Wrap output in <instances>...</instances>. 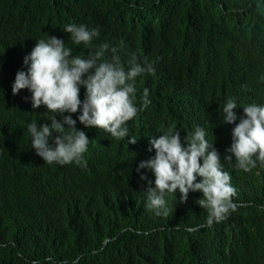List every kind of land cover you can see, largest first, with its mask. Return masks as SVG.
<instances>
[{
    "label": "trees",
    "instance_id": "16d2710c",
    "mask_svg": "<svg viewBox=\"0 0 264 264\" xmlns=\"http://www.w3.org/2000/svg\"><path fill=\"white\" fill-rule=\"evenodd\" d=\"M71 23L97 29L99 37L90 47L75 45L70 34L63 32ZM49 35L62 39L73 56L83 58L106 43L105 59L116 56L120 61L127 56V63L120 61L126 71L133 60L153 64L155 75L144 73L136 80V91L148 88L153 103L127 123L129 132L146 138L173 125L183 132L202 125L224 141L225 132L218 128L224 99L264 102V0H0V264H198L194 257L201 264H239L240 240L251 225L264 219L257 208L264 203L259 199L264 197V176H257L264 167L257 163L251 172H243L235 166L234 157L231 163L224 160L226 145H218L219 154L237 188L233 198L238 210L226 233L212 229L191 234L183 229L168 236L153 233L163 220L142 210L102 207L28 186L29 174L41 159L31 146L28 124L51 126V114L47 116L45 106L33 109L29 90L13 95L12 85L17 72L27 70L24 49L33 50L38 40H47ZM216 79L225 90L211 96ZM85 92L82 87L81 101ZM79 114L71 115L77 119ZM244 115L237 113L238 122ZM77 129L88 135L92 132L78 119ZM93 129L101 133L97 139L109 147L115 164L134 168L139 147H127V137L115 140ZM49 143L55 147L54 139ZM143 173L148 179L154 174ZM146 186L148 181L140 176L132 184L139 197ZM9 199L15 202L12 215L5 212ZM249 202L255 206L245 207ZM189 210L184 220L190 225L201 223L203 215L192 205ZM109 214L129 225L119 242L128 237L142 242L144 252L126 258L108 254L101 241L108 232H115L109 228ZM34 215L46 217L50 231L42 229L28 245L29 233L20 229ZM138 231L149 236L137 239ZM95 249L97 253L92 252Z\"/></svg>",
    "mask_w": 264,
    "mask_h": 264
},
{
    "label": "clouds",
    "instance_id": "9594fccd",
    "mask_svg": "<svg viewBox=\"0 0 264 264\" xmlns=\"http://www.w3.org/2000/svg\"><path fill=\"white\" fill-rule=\"evenodd\" d=\"M63 32L70 34L75 45L86 47L99 37L97 29L75 23L66 25ZM108 49L105 43L87 58L73 56L72 49L62 39L49 35L47 40H38L33 50L25 48L22 52L27 70L17 72L12 93L17 95L21 90H29L33 109L45 106L47 116L51 114L48 118L51 126L28 124L31 146L41 157L39 166L29 174L28 186L95 202L102 207L117 205L114 207L120 210H142L163 220L153 233L168 236L183 229L190 232L187 234L200 229L228 232L238 211L233 198L237 188L231 184L230 173L223 169L218 145H226L224 160L231 163L234 157L235 166L243 172H251L257 163L260 168L264 167V102L243 104L236 98L224 99L223 109L219 108L221 127H218L225 132L224 141L202 125L186 132L173 125L142 138L129 132L126 125L139 111L144 112L152 105L149 89L136 91V80L144 73L155 75V68L147 60L143 65L133 60L126 71L120 61L125 64L128 57L123 56L119 61V57L113 56L109 61L105 59ZM82 87L86 89L83 101L80 99ZM224 90L222 82L216 79L210 94L221 95ZM78 112L79 123L92 129L90 135L77 129V119L71 114ZM239 112L245 115L238 122ZM93 128L103 130L115 140L127 137L125 145L131 149L139 147L134 168L115 164L109 147L97 139L101 133ZM50 139H54L55 147L50 145ZM148 170L154 173L149 179L143 173ZM138 176L148 181L141 197L132 187ZM257 176L263 177L264 172ZM259 199L263 201L264 197ZM5 204H8L5 212L12 215L14 200L9 199ZM238 204L241 206V202ZM190 205L203 215L197 225L184 220L191 212ZM246 206H255V202ZM257 208L264 213V203ZM108 224L115 232L111 235L108 232L101 242L109 255L126 258L146 250L142 242L134 243L129 237L119 242L129 231V225L119 216L109 214ZM42 229L50 231L49 221L34 215L20 231L29 233L28 245H31ZM148 236L149 233L138 231L136 238ZM192 251L194 254V246ZM92 252L97 253V249ZM236 260L239 264H264V219L251 225L240 240Z\"/></svg>",
    "mask_w": 264,
    "mask_h": 264
},
{
    "label": "rangeland",
    "instance_id": "374dc122",
    "mask_svg": "<svg viewBox=\"0 0 264 264\" xmlns=\"http://www.w3.org/2000/svg\"><path fill=\"white\" fill-rule=\"evenodd\" d=\"M242 103H243V104H245V103H246V101H245V100H243V101H242Z\"/></svg>",
    "mask_w": 264,
    "mask_h": 264
}]
</instances>
